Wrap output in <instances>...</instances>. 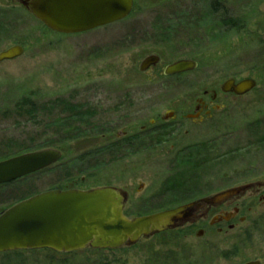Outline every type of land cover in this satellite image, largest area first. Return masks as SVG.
Segmentation results:
<instances>
[{"label": "rangeland", "instance_id": "rangeland-1", "mask_svg": "<svg viewBox=\"0 0 264 264\" xmlns=\"http://www.w3.org/2000/svg\"><path fill=\"white\" fill-rule=\"evenodd\" d=\"M11 1L0 0V52L21 45L24 54L0 63V161L43 149H58L62 158L0 187V213L49 190L113 186L128 193L125 212L135 217L264 185V0H134L125 20L70 36L49 32ZM229 18L241 29L228 31ZM149 56L160 64L140 73ZM181 60L198 68L160 76ZM230 78L253 79L257 86L241 97L221 93ZM205 91L209 109L218 110L187 119ZM23 96L28 107L18 106ZM95 134L99 141L91 140ZM122 135L141 142L134 152L126 149L128 158L79 157ZM64 143L66 153L58 148ZM66 160L79 166L61 167ZM252 190L213 209L198 226L131 247L11 252L0 254V264H264V201ZM238 206L243 209L230 223L209 225Z\"/></svg>", "mask_w": 264, "mask_h": 264}, {"label": "water", "instance_id": "water-1", "mask_svg": "<svg viewBox=\"0 0 264 264\" xmlns=\"http://www.w3.org/2000/svg\"><path fill=\"white\" fill-rule=\"evenodd\" d=\"M18 3L46 29L60 35L81 34L120 22L133 9V0H19ZM23 54L21 45L11 46L0 52V63L15 60ZM158 63L157 56H149L141 61L138 71L145 72ZM196 68L195 61L181 60L164 67L162 75L172 77ZM256 86L253 79L238 82L229 79L220 90L244 96ZM61 156L56 149H43L2 161L0 186L46 170L57 164ZM260 187L262 184L256 183L229 189L197 202L135 218L125 216L126 193L116 187L47 191L0 214V254L43 249L71 253L86 248L116 250L133 246L140 239L190 222L194 213L206 205L218 206ZM230 218L228 213L216 216L211 225L228 222Z\"/></svg>", "mask_w": 264, "mask_h": 264}, {"label": "flooded vegetation", "instance_id": "flooded-vegetation-1", "mask_svg": "<svg viewBox=\"0 0 264 264\" xmlns=\"http://www.w3.org/2000/svg\"><path fill=\"white\" fill-rule=\"evenodd\" d=\"M18 1L19 0H12L11 1V3L12 4H19L18 3ZM133 7H134V2H133ZM131 13H132V11H131ZM131 13H130V15H131ZM224 24L226 25V28H227V30L229 31V30H233V31H236V29H241V27H239V23H238V21H235L234 19H227V20H224ZM45 28V27H44ZM46 29V28H45ZM46 30H48V29H46ZM49 32H52V31H50V30H48ZM53 33V32H52ZM158 57V56H157ZM159 58V57H158ZM144 60V59H143ZM194 61V60H193ZM160 62H161V60L159 61V64H160ZM196 62V61H195ZM197 63V68H198V62H196ZM158 64V65H159ZM158 65H156L155 67H150L149 69H147L146 70V72H144V73H148V72H152V71H155L156 70V67L158 66ZM160 76L162 77V71H161V73H160ZM230 79H233V78H230ZM150 80V79H149ZM229 80V79H228ZM235 80V79H234ZM244 80V79H243ZM236 81V80H235ZM238 82V81H237ZM223 84V83H222ZM221 87V86H220ZM219 90H220V88H219ZM253 91V90H252ZM251 91V92H252ZM220 92L221 93H223L221 90H220ZM250 93V92H249ZM248 93V94H249ZM223 94H232V95H234L233 93H223ZM210 96V93L209 92H207V91H205L204 93H203V98H199V99H197V101H196V103H197V106H196V108H195V112H194V114H189V115H186L185 117L187 118V119H193V120H199L200 118H202V115L203 116H205V118H208V117H210L211 116V114H212V112L214 111V110H218V108H212V109H209V107H208V104L206 103V101L204 100V98L206 97V96ZM247 95V94H246ZM234 96H236V95H234ZM245 96V95H244ZM236 97H241V96H236ZM217 98V94L215 93V92H213L212 93V96H211V99L212 100H215ZM212 110V111H211ZM170 115H171V117H172V115H173V113H171L170 112ZM193 116H195V117H193ZM143 132H145V128L143 127V128H141L140 130H139V133H143ZM149 135V134H148ZM117 137H119V138H124V137H127L126 135H122V136H117ZM121 189V188H120ZM260 189L262 190V192L260 191ZM78 190V189H77ZM88 190H90V189H88ZM122 191H124L125 193H126V201H125V204H124V213H125V206H126V203H127V201H128V193L125 191V190H123V189H121ZM252 191H254V192H258L259 191V195H260V198H261V201H264V185H262V187L261 188H256V190L254 189V190H252ZM262 194V195H261ZM203 198H205V197H203ZM200 200V199H199ZM198 200V201H199ZM235 201H238L237 200V198H233V199H231V200H229V201H227V202H224V203H222V204H220V205H218V206H212V207H209V206H204L202 209H200V210H198L197 212H195L194 213V215H193V217L191 218V221L190 222H187L186 224H184V225H182V226H180V227H177V228H175V229H173V230H167V231H165V232H163V233H161V234H165V233H169V232H174V231H179V230H182V229H184L185 227H192V226H198L201 222H205L206 220H207V218H208V216H209V213L213 210V209H217V208H219V207H221V206H225L226 204H231V203H233V202H235ZM193 202H195V201H193ZM193 202H191V203H193ZM196 202H197V200H196ZM187 204H189V203H187ZM187 204H184V205H187ZM182 206V205H181ZM177 207H180V206H177ZM177 207H175V208H177ZM174 209V208H173ZM241 209H243V206H238V208L237 207H235L233 210H232V212H223V213H220V214H217V215H215V216H213L211 219H210V221H209V225L210 226H214V225H211V221L213 220V218L214 217H216V216H222V215H224L225 213H228V214H231V218H230V220L228 221V222H225V221H222V222H216V225L217 224H220V223H230L232 220H234L235 218H236V216L237 215H239V213H240V211H241ZM163 211H165V210H163ZM163 211H161V212H163ZM159 213V212H158ZM155 214V213H154ZM125 215L128 217V218H132L131 216H129V215H127L126 213H125ZM241 222H244V223H248V219H246V218H241ZM233 228V225H230L229 226V229H232ZM201 233V234H200ZM161 234H158V235H161ZM203 234V230H199L198 232H197V236L198 237H201V235ZM158 235H154V236H158ZM154 236H151V237H154ZM151 237H149V238H151ZM149 238H147V239H149ZM50 251V250H49Z\"/></svg>", "mask_w": 264, "mask_h": 264}, {"label": "trees", "instance_id": "trees-1", "mask_svg": "<svg viewBox=\"0 0 264 264\" xmlns=\"http://www.w3.org/2000/svg\"><path fill=\"white\" fill-rule=\"evenodd\" d=\"M214 10L217 13L219 12V9L217 7H214ZM222 15H224V13ZM29 104H30V102H28V99H27L26 96H23L21 98V100L18 102V106L19 107H23V106H25V107L27 106L28 107ZM100 135L99 134H95V136H93L94 138H92L91 140L95 139V140L99 141L98 138H99ZM84 138H87V137H82L80 139H84ZM80 139H77L76 141H78ZM112 141H113L112 143H108V144H106V145H104V146H102V147H100L98 149L90 150V151H88V153H82L81 155H79V157L80 158H84L86 156H90L91 154H93L95 156L103 154V155H107V157L110 156L111 157L110 160L113 163L115 161L114 159L123 160V158H128L127 156H128L129 153L126 151V149L128 148V149L133 150L134 147L139 148L140 147V143H141V142H139L140 140L139 141H132L128 137H124V138L115 137ZM66 145H67V143H64L61 146H58V148L59 149L62 148L63 151H65V153H66V150L64 148V146H66ZM38 149H42V148H37L35 150H38ZM26 152H30V151H26ZM26 152H23V153H26ZM133 152H134V150H133ZM133 152H131V153H133ZM112 160H114V161H112ZM67 165H69L70 167H75V165L79 166V162L78 163H76V162L74 163L73 161L66 160L64 163H62L61 167L64 166L63 168H66ZM78 170H79L80 174H83L84 172H86V171H84L83 167H80ZM87 176H89V178H94V176H92V175H87Z\"/></svg>", "mask_w": 264, "mask_h": 264}]
</instances>
